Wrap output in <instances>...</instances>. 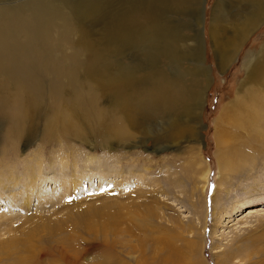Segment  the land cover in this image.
<instances>
[{
	"label": "rangeland",
	"instance_id": "374dc122",
	"mask_svg": "<svg viewBox=\"0 0 264 264\" xmlns=\"http://www.w3.org/2000/svg\"><path fill=\"white\" fill-rule=\"evenodd\" d=\"M204 1L201 65L207 80L191 126L186 121L158 132L152 125L143 136L142 127L134 125L122 144L94 137L99 131L94 125L86 128L85 142L58 135L42 140L43 130L41 141L27 148L0 144L5 149L0 172L13 156L30 159L37 153L48 179L38 197L26 191L29 203H23L20 176L15 184L6 174L15 187L9 184L13 188L1 195L0 264H62L57 257L62 245L77 257L76 264H264V140L232 128L233 147L241 152L219 169L225 145L221 149L215 141L222 111L253 87L242 85L245 64L264 45V23L244 35L221 69L205 29L215 0ZM232 32L227 26L226 37ZM74 172L87 173L76 180L79 185L65 181ZM88 173L91 178H84ZM101 173L108 177L99 179ZM59 186L67 191L59 194Z\"/></svg>",
	"mask_w": 264,
	"mask_h": 264
},
{
	"label": "bare ground",
	"instance_id": "6f19581e",
	"mask_svg": "<svg viewBox=\"0 0 264 264\" xmlns=\"http://www.w3.org/2000/svg\"><path fill=\"white\" fill-rule=\"evenodd\" d=\"M204 14V0H0V144L27 148L41 141L43 130L42 140L58 135L85 142L86 128L93 125L99 128L94 137L122 144L129 141L126 129L134 125L142 127L143 136L152 125L158 132L186 121L191 126L207 80L201 65ZM208 21L210 49L222 69L244 35L264 23V0H215ZM227 26L233 31L230 38ZM245 65L242 85L253 87L225 107L215 124L217 147H227L218 169L241 152L233 147L232 128L264 140V45ZM32 156H13L0 172V201L17 184L16 176L25 190L23 203H29L26 191L30 197L42 193L39 187L48 180L41 175L44 160ZM6 174L15 184L4 179ZM84 175L64 177L79 185ZM107 177L101 173L98 178ZM202 178L205 187L208 172ZM63 186L59 194L67 191ZM63 248L57 254L60 262L76 264L77 257Z\"/></svg>",
	"mask_w": 264,
	"mask_h": 264
}]
</instances>
